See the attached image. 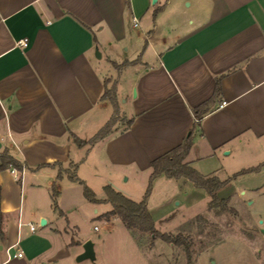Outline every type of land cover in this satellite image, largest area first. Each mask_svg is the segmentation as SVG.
<instances>
[{
    "label": "crops",
    "instance_id": "1",
    "mask_svg": "<svg viewBox=\"0 0 264 264\" xmlns=\"http://www.w3.org/2000/svg\"><path fill=\"white\" fill-rule=\"evenodd\" d=\"M133 16L144 44L132 38ZM102 34L137 54L108 58L113 65L140 57L118 68L117 82L134 91L122 111L131 122L78 146L73 134L87 141L114 115L113 105L120 111L118 87L98 68ZM105 88L115 104L102 97ZM187 138L184 162L204 177L223 169L229 179L264 165V0H0V152L25 167L22 179L0 171V264H76L86 238L74 239L68 212L89 201L81 181L132 199L126 182L151 174V161ZM63 185H81L83 197L62 199ZM109 210L100 214L106 221L117 217L106 218ZM125 229L123 240L106 237L108 229L93 242L98 264H172L178 246ZM18 249L22 256L14 257ZM204 255L195 264H205ZM186 263L179 254L174 264Z\"/></svg>",
    "mask_w": 264,
    "mask_h": 264
},
{
    "label": "rangeland",
    "instance_id": "2",
    "mask_svg": "<svg viewBox=\"0 0 264 264\" xmlns=\"http://www.w3.org/2000/svg\"><path fill=\"white\" fill-rule=\"evenodd\" d=\"M131 29L134 42L144 44L145 41L140 27H132L131 25ZM110 41L111 39L108 36L102 34L95 55L99 70L111 78L109 87H112L114 91L115 87H118L119 93L116 101L120 111L115 112L113 115L114 119L117 120L113 127L117 125L118 128H121L127 124V118L122 114V111H128L134 91L129 92L127 87L124 88L117 82L119 70L114 67L108 58L120 62L125 58H136L137 54L134 53V48L131 45L128 50H125L126 45H115ZM98 52L100 56L97 55ZM122 92L125 94L122 95ZM124 99H127V101L124 102ZM10 149L15 152L14 149ZM258 163L255 162L252 165ZM239 169L241 167L235 168V170ZM149 174L150 172L147 175L142 174L136 179L131 177L126 182V186L132 189L133 200L139 201L142 199ZM215 174L221 180L228 179V176H230V172H225L223 169H219ZM12 177L14 176L12 175ZM27 183H25L26 187L22 192V200L24 199V193H27ZM66 184L71 183L67 181ZM63 186L62 191L58 189L61 191L62 199L70 200L71 197L68 198L67 193L71 192L75 193L74 202H77V198L81 199L83 197L81 185L76 189L68 188L66 185ZM89 187L92 189L91 186ZM94 193L98 198H104L105 196V193L100 189L98 193L95 191ZM216 194L219 197H228V204L233 210L229 212L210 210L207 207L209 195L205 189L195 187L191 181L184 178L175 180L162 175L156 177L152 182L151 192L147 198V208L155 221V227L159 231L173 234L181 232L184 236H187V239L192 241L193 253L190 264H195V259L200 254H207L205 264H212V260H215L217 264H264V165H260L256 170L229 178L228 182L216 191ZM26 199L24 206H26ZM83 204L82 206L77 204L78 206L74 210L68 212L70 225L73 226L71 233L75 240L82 241L86 238V240L95 241L99 244V240L102 236H105L108 229L111 231L110 233L107 232L106 237L110 239L123 240V232L127 238L126 229L120 218H110L106 221L100 215L111 208L109 202L93 203L85 200ZM197 215H202L203 218L198 219L196 218ZM116 225H119L120 230L118 227L115 228ZM144 236L150 238L148 233H144ZM156 240L163 243L159 238H156ZM79 254L75 257L76 264L80 263L77 260ZM179 254L185 255L183 247L178 246L175 248L172 255L174 258L171 259L172 264L179 262ZM83 261L87 264H98V261L94 259ZM134 262L131 259L130 263L133 264Z\"/></svg>",
    "mask_w": 264,
    "mask_h": 264
},
{
    "label": "trees",
    "instance_id": "3",
    "mask_svg": "<svg viewBox=\"0 0 264 264\" xmlns=\"http://www.w3.org/2000/svg\"><path fill=\"white\" fill-rule=\"evenodd\" d=\"M128 4V1H127ZM140 60L138 57L132 61H123L122 63H114L116 68H121L123 66L137 63ZM216 90L219 91V84L217 83ZM103 98H111L115 104V98L113 91L105 88ZM115 112H117L116 104ZM196 116L200 115L199 110L195 111ZM117 120L112 116L96 133L95 135L85 141L79 138L77 135L73 134V141L78 146H83L85 144L93 143L96 140H99L105 137L113 128L115 122ZM131 122L127 120V124L129 125ZM199 117L197 116L195 123L198 124ZM191 146V141L189 138L185 139V141L168 152L160 155L159 157L153 159L151 161V174L148 179L147 187L144 192V195L141 200L135 201L120 191L115 190L110 185H105L104 190L106 193V198L103 201L109 202L111 204V210H109L104 216L106 218H110L112 216H117L121 219L122 223L127 229H135L141 232H148L151 235V239L154 240L156 238L161 239L164 242L173 244L175 246L183 247L185 252L187 264H190L192 261V241L187 239V236H184L181 232H177L175 234L171 232H161L155 227V221L147 208V198L151 192L152 182L159 175H165L168 178H184L193 183L195 187H200L205 189L207 194L209 195V201L207 203V207L210 210H219V212H229L232 211L233 208L229 206V198L223 197L219 198L216 195V191L224 186L229 179L221 180L217 176H207L204 177L199 174L194 168L189 166L184 162V158L189 151ZM23 164L13 155H11L8 150H3L0 152V171L5 169H10L15 167L20 170ZM257 169L256 167L242 169L239 172L235 173L234 176L249 172ZM62 170L59 171L57 177H61ZM69 177L74 180H78V178L74 174H70ZM83 184V195L84 197L94 203L100 202L101 200L95 197V193L89 188L87 185ZM56 195L57 190L54 185L52 186V198L53 205L57 208L56 205ZM219 208V209H218ZM1 211H0V224H1ZM196 218L202 219V215H197ZM1 234V230H0Z\"/></svg>",
    "mask_w": 264,
    "mask_h": 264
},
{
    "label": "built area",
    "instance_id": "4",
    "mask_svg": "<svg viewBox=\"0 0 264 264\" xmlns=\"http://www.w3.org/2000/svg\"><path fill=\"white\" fill-rule=\"evenodd\" d=\"M132 22H133L134 26H137L138 25V19L135 16L132 17ZM27 39H28L27 37H23L19 41H20V43L26 44ZM7 136L11 140V142L13 143V145L15 147H17V144L12 140V138H11V136H10L9 133L7 134ZM24 171H25V167L24 166H22V168L20 170L16 169L15 167H12L11 168V173H13V175L15 176V178H18V179H22ZM28 225H29L30 229H32V230L34 229V224L29 223ZM94 228H96V227H94ZM9 249H10V247L7 248V252L9 251ZM8 255H9V253H8ZM13 256L14 257H21L22 256V251L20 249H18L13 254Z\"/></svg>",
    "mask_w": 264,
    "mask_h": 264
},
{
    "label": "water",
    "instance_id": "5",
    "mask_svg": "<svg viewBox=\"0 0 264 264\" xmlns=\"http://www.w3.org/2000/svg\"><path fill=\"white\" fill-rule=\"evenodd\" d=\"M155 0H153L154 2ZM98 56H100L99 52L97 53ZM45 220L41 219V224H44ZM83 251L78 255L77 260H83V259H91L93 260L95 257L94 250H93V242L91 240H86L83 243Z\"/></svg>",
    "mask_w": 264,
    "mask_h": 264
}]
</instances>
